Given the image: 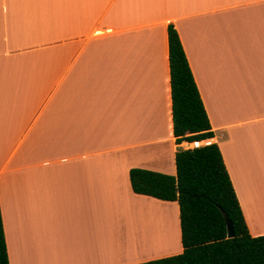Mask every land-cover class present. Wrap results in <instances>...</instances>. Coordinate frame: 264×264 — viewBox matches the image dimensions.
Wrapping results in <instances>:
<instances>
[{
	"label": "crops",
	"instance_id": "crops-1",
	"mask_svg": "<svg viewBox=\"0 0 264 264\" xmlns=\"http://www.w3.org/2000/svg\"><path fill=\"white\" fill-rule=\"evenodd\" d=\"M169 25L211 124L207 144L219 147L249 234L264 235V0H0L9 264L182 252L177 201L135 193L129 178L132 168L176 175ZM155 208L171 218L165 242Z\"/></svg>",
	"mask_w": 264,
	"mask_h": 264
},
{
	"label": "trees",
	"instance_id": "trees-1",
	"mask_svg": "<svg viewBox=\"0 0 264 264\" xmlns=\"http://www.w3.org/2000/svg\"><path fill=\"white\" fill-rule=\"evenodd\" d=\"M175 142L204 140L213 131L179 35L167 28ZM176 175L129 171L135 193L177 201L182 252L135 264H264V235L251 236L216 143L175 152ZM224 214L233 225L227 236ZM0 264H9L0 211Z\"/></svg>",
	"mask_w": 264,
	"mask_h": 264
},
{
	"label": "bare ground",
	"instance_id": "bare-ground-1",
	"mask_svg": "<svg viewBox=\"0 0 264 264\" xmlns=\"http://www.w3.org/2000/svg\"><path fill=\"white\" fill-rule=\"evenodd\" d=\"M152 210H153V208H151ZM156 209V208H155ZM156 211H157V209H156ZM155 211V212H156ZM157 214L159 215L158 217H159V219L161 220V224H162V228H161V236H162V239H161V237H160V239L161 240H164V242H165V239H166V237L168 236V234H169V232H170V229H171V221H170V218H167V216L164 214V213H161V212H158L157 211ZM157 217V218H158ZM139 225H141V222H140V224ZM159 239V240H160ZM157 240L158 239H156V241H154V239L153 240H151L153 243L154 242H156L155 243V245L157 244ZM160 240V241H161ZM162 242V241H161ZM142 245H144V240H142ZM113 248V247H112ZM132 249H127V254H136V251L137 250H140V249H133L134 247H131ZM158 248V247H157ZM160 251H162V247H159L158 249H156V250H153V252H152V254H155V253H159ZM108 252L109 253H113V250H108Z\"/></svg>",
	"mask_w": 264,
	"mask_h": 264
},
{
	"label": "built area",
	"instance_id": "built-area-1",
	"mask_svg": "<svg viewBox=\"0 0 264 264\" xmlns=\"http://www.w3.org/2000/svg\"><path fill=\"white\" fill-rule=\"evenodd\" d=\"M208 139L204 140H182L180 143H178V147L184 150H189V149H194V148H199L203 145L207 144Z\"/></svg>",
	"mask_w": 264,
	"mask_h": 264
},
{
	"label": "rangeland",
	"instance_id": "rangeland-1",
	"mask_svg": "<svg viewBox=\"0 0 264 264\" xmlns=\"http://www.w3.org/2000/svg\"><path fill=\"white\" fill-rule=\"evenodd\" d=\"M138 209H139V208H138ZM132 212H133V211H132ZM132 214L135 215V213H132ZM140 216H141V215L138 214V215H137V218H140ZM260 220H261V219H260ZM170 221H171V218H170ZM261 221L264 222V220H261ZM139 224H140V222H139ZM139 224H138V225H139ZM123 227L126 228V223H125V221L123 222L122 228H123ZM129 228H131L130 225H129ZM129 228H128V230H129ZM138 229H139V227H138ZM138 237H141V235H138V234H137V235H134V236L132 237V238L134 239L135 243H137L136 241L139 242V239H137ZM160 237H162V236L160 235ZM147 244H150V242L147 243ZM154 245H155V244H154ZM155 246H156V245H155ZM159 247H161V245H158V248H159ZM140 248H141V247H140ZM158 248L150 247L149 249L153 251V250H156V249H158ZM166 248H167V247H166V245H165V249H166ZM128 249H129V247H128ZM125 250H127V249H125ZM125 250H124V251H125ZM136 252H138V253L141 252V249H140V250H137ZM125 254H127V251H126ZM20 264H22V263H20Z\"/></svg>",
	"mask_w": 264,
	"mask_h": 264
},
{
	"label": "water",
	"instance_id": "water-1",
	"mask_svg": "<svg viewBox=\"0 0 264 264\" xmlns=\"http://www.w3.org/2000/svg\"><path fill=\"white\" fill-rule=\"evenodd\" d=\"M223 215L225 217L226 224H227V236L233 237L234 236L233 225H232L231 221L228 219V217L224 214V212H223Z\"/></svg>",
	"mask_w": 264,
	"mask_h": 264
}]
</instances>
